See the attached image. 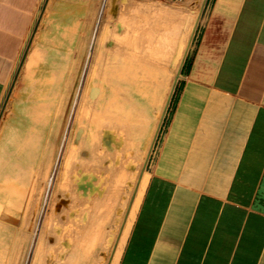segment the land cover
<instances>
[{
    "label": "rangeland",
    "instance_id": "374dc122",
    "mask_svg": "<svg viewBox=\"0 0 264 264\" xmlns=\"http://www.w3.org/2000/svg\"><path fill=\"white\" fill-rule=\"evenodd\" d=\"M198 15L183 63L208 0L41 1L0 101V264H116Z\"/></svg>",
    "mask_w": 264,
    "mask_h": 264
},
{
    "label": "crops",
    "instance_id": "0c3cea01",
    "mask_svg": "<svg viewBox=\"0 0 264 264\" xmlns=\"http://www.w3.org/2000/svg\"><path fill=\"white\" fill-rule=\"evenodd\" d=\"M41 1L0 0V101ZM176 82L116 264H264V0H208Z\"/></svg>",
    "mask_w": 264,
    "mask_h": 264
},
{
    "label": "bare ground",
    "instance_id": "6f19581e",
    "mask_svg": "<svg viewBox=\"0 0 264 264\" xmlns=\"http://www.w3.org/2000/svg\"><path fill=\"white\" fill-rule=\"evenodd\" d=\"M196 20H197V18L195 19V23H194V25H193V27L191 28V31L189 32V35H188V39H187V41H186V44H185V46H184V48H183V50H182V52H181V57H180V61H179V64H178V67H177V71H176V74H175V76H174V79H173V84H172V86H171V88H170V90H169V92H168V95H167V99H166V101H165V103H164V109H165V106H166V104H167V102H168V98L170 97L169 95H170V93H171V91H172V89L174 88V84H175V82H176V80L178 79V77H179V74H180V69H181V65H182V63L184 62L183 60H184V58H185V56H186V54H187V52H188V50H189V47H190V44H191V39H192V35H193V32H194V30H195V25H196ZM127 58V57H126ZM125 62V61H124ZM124 62H122V64L124 63ZM125 64V63H124ZM124 64H123V67H124ZM127 64H129L130 66H131V68L130 69H133V67L135 66V64H133V65H131L130 63H127ZM125 66V68L126 67H130V66ZM137 65V64H136ZM133 66V67H132ZM137 67V71H136V74H137V72L139 71L138 69V65L136 66ZM136 67H134V70H136L135 68ZM127 69V68H126ZM123 70V69H122ZM128 71H129V69H128ZM132 71V70H131ZM119 72V71H118ZM140 72V71H139ZM138 72V73H139ZM120 74V73H119ZM132 74H135V71L133 72L132 71ZM131 74V75H132ZM141 74H142V72L139 74V75H137L136 76V79L135 80H133V82H135V81H137V80H139L140 78V81L143 79V74H142V77H141ZM130 75V76H131ZM121 76V75H120ZM132 76H135V75H132ZM138 76H140V78L139 79H137L138 78ZM121 78V77H120ZM126 78V77H125ZM131 78L132 77H129L128 79H127V83L130 85V87H131V84L133 83L132 82V80H131ZM135 77H133V79H134ZM123 80V79H122ZM144 80V79H143ZM142 80V81H143ZM118 81V80H117ZM121 81V80H120ZM124 81V80H123ZM142 81H141V85L140 86H142L141 88H142V90L144 89H146L147 87H145L146 85H148V83L146 84L145 82V86L143 87V84H142ZM138 82V81H137ZM137 82H135L134 83V86H132V88H134V89H132V90H135V91H137L138 89H140L139 87L140 86H138L139 84V82L137 83ZM123 83V82H122ZM133 85V84H132ZM149 86V85H148ZM85 89V88H84ZM123 90H125V89H123ZM138 91L139 93L141 92V93H143V91ZM147 91V90H146ZM148 92V91H147ZM140 93V94H141ZM54 94V93H53ZM144 94V93H143ZM142 94V95H143ZM146 94V93H145ZM117 95V94H116ZM123 97H124V95H123ZM116 98V97H115ZM120 98H121V96H120ZM122 99V98H121ZM124 99V98H123ZM125 99H126V97H125ZM116 101V100H115ZM126 101L128 102V99H126ZM110 102H112V101H110ZM114 103H116V102H114ZM120 103V102H119ZM130 103V102H129ZM128 103V104H129ZM120 105H121V103H120ZM120 105H118L117 106V108L120 106ZM123 105H124V103H123ZM122 105V106H123ZM113 107V106H112ZM121 107V106H120ZM130 107V106H129ZM109 108H110V106H109ZM116 108V109H117ZM133 108V107H132ZM131 108V109H132ZM121 109H123V107L121 108ZM120 108L118 109L119 111L121 110ZM131 109H130V111H131ZM115 110V109H114ZM114 110H113V112H114ZM124 112L125 111H127L126 109L125 110H123ZM129 111V110H128ZM134 111H135V109H134ZM164 111V110H163ZM112 112V111H111ZM116 112H118V111H116ZM116 112H114V113H116ZM121 112V111H120ZM130 113V112H129ZM133 113V112H132ZM131 113V114H132ZM112 114V113H111ZM118 114V113H117ZM121 114H123V113H121ZM126 114V116L128 115L127 114V112L125 113ZM125 114H123L124 116H125ZM134 114V113H133ZM161 115H162V113H161ZM161 115H160V117H161ZM115 116H117L116 114H115ZM120 117H121V115H120ZM160 117H158V121H157V124H156V127L154 126L153 127V129H152V133H151V136H150V139H149V143H148V146H147V148H146V150L144 151V156H143V160H142V167H143V165L144 166H146L145 164H146V161H148L147 160V158H148V155H149V153H150V150H151V145H152V142H153V139H154V137H155V134H156V131H157V128H158V126H159V123H160ZM123 118V117H122ZM125 119V118H124ZM118 120H119V118H118ZM118 120H116L117 122L116 123H118ZM121 120H123V119H121ZM124 121H126V123H129V121H128V119L126 118ZM124 121L122 122V123H124ZM128 121V122H127ZM132 123V122H131ZM121 124V123H120ZM134 124V123H133ZM133 124H131V125H133ZM136 124V126H137V123H135ZM140 124V123H139ZM138 124V125H139ZM117 125H119V123L117 124ZM125 125H127V124H124V126ZM123 126V127H124ZM135 126V127H136ZM120 127H121V125H120ZM123 127H121V128H123ZM130 127H132V126H130ZM129 128V127H128ZM133 128H134V126H133ZM132 128V129H133ZM137 128V127H136ZM135 129V128H134ZM138 129H139V127H138ZM141 130V129H140ZM132 131V130H131ZM137 131V130H136ZM139 131V130H138ZM143 131H145V129H143ZM135 132V131H134ZM139 133V132H138ZM140 133H142V132H140ZM144 168V167H143ZM145 171V170H144ZM141 172H143V171H141ZM141 175H142V173H140V178H141ZM139 180L140 179H138V182H137V185H138V183H139ZM133 203V202H132ZM131 203V204H132ZM133 205V204H132ZM132 207L133 206H130V208L132 209ZM1 214V213H0ZM130 215H131V210L130 211H128V213H127V215H126V218H125V222H124V225H123V227H122V230H121V235L123 234V232H124V230H125V226H126V224H127V222H128V220H129V217H130ZM14 216V215H13ZM120 235V236H121Z\"/></svg>",
    "mask_w": 264,
    "mask_h": 264
},
{
    "label": "water",
    "instance_id": "95a60500",
    "mask_svg": "<svg viewBox=\"0 0 264 264\" xmlns=\"http://www.w3.org/2000/svg\"><path fill=\"white\" fill-rule=\"evenodd\" d=\"M182 65H183V63H182ZM182 65H181V68H182ZM181 70V69H180ZM171 96V95H170ZM169 99H170V97H169ZM168 103H169V100H168V102H167V104H166V106L165 107H167V105H168ZM166 109V108H165ZM161 121H162V119H161ZM161 121H160V123H161ZM159 126H160V124H159ZM159 126H158V129H159ZM157 133V132H156ZM155 137H156V134H155ZM155 137H154V139H153V142H152V145H151V149H152V147H153V145H154V142H155ZM150 152H151V150H150ZM150 154V153H149ZM148 158H149V155H148ZM148 158H147V160H148ZM146 163H147V161H146ZM146 165V164H145ZM144 168H145V166H144ZM144 168H143V170H144ZM142 173V172H141ZM140 179V178H139ZM130 206H131V203H130ZM130 206H129V209H130Z\"/></svg>",
    "mask_w": 264,
    "mask_h": 264
}]
</instances>
